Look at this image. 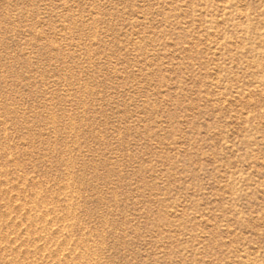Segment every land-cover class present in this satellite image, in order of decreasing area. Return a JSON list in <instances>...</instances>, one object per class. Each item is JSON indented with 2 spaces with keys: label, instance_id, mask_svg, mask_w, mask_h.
<instances>
[{
  "label": "rangeland",
  "instance_id": "rangeland-1",
  "mask_svg": "<svg viewBox=\"0 0 264 264\" xmlns=\"http://www.w3.org/2000/svg\"><path fill=\"white\" fill-rule=\"evenodd\" d=\"M0 264H264V0H0Z\"/></svg>",
  "mask_w": 264,
  "mask_h": 264
}]
</instances>
